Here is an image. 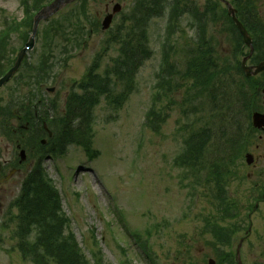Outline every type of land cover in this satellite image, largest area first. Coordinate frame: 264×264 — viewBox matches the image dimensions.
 <instances>
[{
    "label": "rangeland",
    "instance_id": "1",
    "mask_svg": "<svg viewBox=\"0 0 264 264\" xmlns=\"http://www.w3.org/2000/svg\"><path fill=\"white\" fill-rule=\"evenodd\" d=\"M22 1L0 0V33L6 23H21L25 18ZM51 2L45 0V6ZM85 2L87 7L81 1L66 7L53 19L62 21L73 12L85 8L87 18H81L86 30L84 35L79 34L84 41L81 48H74L75 42L67 46L68 52L73 53L67 65H60L64 57L60 54L65 51L67 43L54 42L53 48L56 45L59 48L53 49L55 59L49 81L42 88H30L32 91L38 89L40 99L49 100L44 109L48 118L62 122L64 115L69 116L73 94H83L79 85L98 57L101 59L100 75L106 68L115 67L122 45L115 44V38L120 34L125 36L134 29L131 34L134 43L139 47L146 45L152 52L151 57L138 70L133 86L127 80L118 84L115 92L104 96L94 109L89 151L79 144H73L60 154L30 155L21 173L15 175L14 183L21 184L32 162L36 165L41 163L48 179L60 194L71 231L91 263L94 262L93 253H101L104 264H208L209 260L216 261L210 247L215 235L209 233L216 231V237H219V229L226 238L229 231H238L234 225L244 220L239 206L246 208L249 204L239 199L236 184L231 181L235 174L229 161L234 149L225 147L224 138L233 133V119L229 110L222 108L227 106L233 111L246 106L244 100L247 101L249 95L243 87H236L234 91L226 78L222 40L217 37L211 40L217 47L213 60L206 49L200 51L202 54L197 53V39L184 38L177 34V29L166 28L168 23L165 20H152L147 28L148 40H145L144 28L135 26L139 0ZM116 4L122 6V11L115 15L112 27L103 31L102 23L108 14L113 13ZM90 21L97 23L98 27L92 28ZM48 23L40 25L39 33ZM30 32L21 29L19 34L15 33L11 47L17 51L22 48L26 43L25 35L29 37ZM43 34L41 38L37 37L34 51L28 54L32 66L38 63L43 51ZM50 35L52 32L49 38ZM8 38L0 40V49L7 45ZM213 64L215 67H212ZM200 66L212 82L206 86L202 81V86L200 84L194 88L195 79L190 76L198 78L201 73L197 74L196 67ZM25 68L23 65L14 80L1 89L0 108H4L11 98L27 99L26 93L17 94L21 88H26L23 85ZM172 69L176 72L171 73ZM5 70L2 67L0 75ZM236 73V80L239 81L240 72ZM169 82L172 89H168ZM49 88L55 89L51 95L46 91ZM160 89L161 95L156 96ZM53 104L55 107L51 108ZM17 107L20 108V105ZM47 108L51 110L47 111ZM153 108H163L166 116L157 132L153 126L157 127L161 121L154 125L147 122ZM74 118L72 116L69 121ZM21 125L28 127L15 118L0 124L1 166L20 153L12 143L15 137H11V129ZM48 127L54 131V125ZM3 128H6L5 134ZM191 136L197 139L194 142L196 149L202 147L197 158L192 159L195 167H191V161H188L190 167L183 161L176 163V159L184 155L183 151L185 153V138ZM30 139L31 135H25L28 147H32ZM11 170L12 167H5V176ZM213 178L221 181L220 187L223 186L229 199L225 202L230 210L229 217L216 213V205L221 207L222 199L218 198L219 193H214ZM18 196L19 189H12L11 201ZM257 224L259 226L261 221ZM15 228L0 229V264H31L18 251ZM242 236L244 233L235 236L232 245H237ZM96 241L99 242L97 248ZM250 258L256 261L255 255L252 254ZM245 262L250 263V260Z\"/></svg>",
    "mask_w": 264,
    "mask_h": 264
},
{
    "label": "flooded vegetation",
    "instance_id": "2",
    "mask_svg": "<svg viewBox=\"0 0 264 264\" xmlns=\"http://www.w3.org/2000/svg\"><path fill=\"white\" fill-rule=\"evenodd\" d=\"M145 5L147 8L151 6L164 8L166 17L175 20L177 34L185 38L206 39L210 45H214L211 42L214 37L221 39L226 78L233 86L243 87L249 95V99L244 100L247 102L246 106L236 108L229 114L233 119L232 136L235 138L231 148L234 150L229 161V166H232L235 174L231 181L236 184L239 199L248 201L249 204L246 208L239 206L244 220L234 225V229L237 228L238 231L226 233L224 241L213 236L210 247L217 260H209L208 264H245L247 259L252 264H264V0H145ZM233 18L238 20L241 29ZM221 23V26L215 27ZM242 31L248 35L251 42H247ZM14 35L15 33L3 34L4 38L9 36L7 45L0 49V70L2 67L5 68V73L14 67L22 50L19 48L17 51L11 47L14 44L12 42ZM23 65L26 66V79L23 85L27 87L24 90L21 88L17 94L26 93L27 99L18 100L14 97L10 101L26 102L27 108L19 110L17 117L28 127L21 125L11 130L18 152L26 151L28 159L29 153L38 156V145L48 146L53 134L47 126V117L41 110L43 103L48 100L40 99L36 90L32 91L28 87L32 85L36 76L29 57ZM259 67H263V70L253 75ZM246 68L250 69V75L246 73ZM237 71L240 72L239 81L236 80ZM36 101L37 104L34 103ZM31 104L33 105L30 107ZM25 135L29 137L31 135L32 147L25 143ZM21 142L25 144H20ZM24 165L25 163H21L20 154L12 161L0 165L1 230L12 225L9 208L12 202V189L18 186V182L14 183L13 179L17 173H21ZM8 166L12 167V170L5 176V167ZM229 174L232 175L231 172ZM226 212L229 214L230 210ZM258 221H261L259 226ZM243 233L244 236L239 239L238 244L232 245V239ZM209 234L213 235L212 232ZM252 254L256 256L254 262L250 258Z\"/></svg>",
    "mask_w": 264,
    "mask_h": 264
},
{
    "label": "trees",
    "instance_id": "3",
    "mask_svg": "<svg viewBox=\"0 0 264 264\" xmlns=\"http://www.w3.org/2000/svg\"><path fill=\"white\" fill-rule=\"evenodd\" d=\"M85 1L82 0L84 7H87ZM22 6L24 8L25 18L21 23H13V26L19 25L22 30L26 32L31 31L33 27V19L36 13H38L44 6L45 0H23ZM83 10L75 11L69 17L64 18L62 21H52L45 25L44 30L39 33L38 37L41 38L43 34V40L45 45L42 48L43 51L39 57V81L38 83H46L49 80L50 71L53 67V61L55 59L54 50L58 49L59 45L54 46V42L58 40L67 43L65 51L60 55L63 60L61 64L67 65L70 56L73 52H68L67 46L73 44L74 48L77 46L81 48L84 41L79 34L84 35L86 27L82 24V18H87L85 8ZM158 11H150L147 13L143 11L142 2L139 3L138 10L135 14L136 23L135 26L144 28V38L147 39V28L154 18L158 17ZM74 17V19H72ZM139 18V19H138ZM92 28L98 27L97 23L90 21ZM9 25L7 24L6 28ZM132 31L127 35L117 36L115 38V44L121 45V56L115 61L114 68H106L103 75L98 73L100 68V57L94 62V66L90 69L87 76L80 83L79 87L82 90V95H74L72 97V105L69 108V116L64 118L62 122L58 120L55 128V136L52 140V149L54 154L63 153L68 146L73 144H79L85 150H90V145L93 136V111L100 104V100L109 94L115 92V87L124 81H130L129 85L133 86L135 82V76L138 70L141 68L143 62L151 57L152 52L147 49L145 42L143 47H139L134 43L131 36ZM146 31V34H145ZM52 32V35L49 33ZM27 34V33H26ZM28 36V35H27ZM77 37V39H76ZM80 37V38H79ZM128 37V39H127ZM28 37L25 35V40ZM82 41V43H81ZM165 48V46H164ZM168 57V56H167ZM53 58V59H52ZM167 60V59H166ZM198 78L190 76L195 79L194 88L201 84L202 81L208 86L212 79L208 76L207 72H202V67H196ZM171 73L176 72L175 69L170 70ZM47 78H44L46 77ZM113 77L115 83L113 82ZM205 78V80H203ZM197 79V80H196ZM178 84V81H176ZM165 85H163L164 87ZM162 87V88H163ZM168 89H172V84L169 82ZM161 89L159 94L161 95ZM10 103H6L4 108H0V112L6 111V116L0 119V124L6 121H10L13 115L12 107ZM71 109V110H70ZM71 112V113H70ZM75 116L73 121H69V118ZM164 109L157 110L153 108L151 113L147 117V122L154 125L157 121V127L155 132L159 131L161 125L165 121ZM80 119V120H79ZM195 136L188 137L185 141V153L183 156L177 159L176 163L183 161L190 167L196 165L192 164V159H196L198 152H201L202 147L196 149L194 145ZM212 182L217 187L219 194H224L221 190V181L218 178H213ZM15 206L18 209V216L16 219L15 238L17 239L18 251L23 255L26 261L31 264H104L101 253H93L94 262L91 263L81 251V248L77 242L76 236L71 231L70 220L66 217L62 209L61 197L57 189L53 186V182L48 179L47 174L42 169L41 165L37 166L26 178L22 186L20 197L16 200ZM227 208V207H225ZM220 216L225 217L223 213ZM99 242L96 241V247Z\"/></svg>",
    "mask_w": 264,
    "mask_h": 264
},
{
    "label": "water",
    "instance_id": "4",
    "mask_svg": "<svg viewBox=\"0 0 264 264\" xmlns=\"http://www.w3.org/2000/svg\"><path fill=\"white\" fill-rule=\"evenodd\" d=\"M77 1H79V0H56L50 6L44 8L43 10H41L37 14V16L34 19V27H33L32 35L29 39V42L27 43V47L22 51L14 69H12L3 79L0 80V89L19 70L21 63H22V61L26 55V51L34 48L35 38H36V34H37L38 27H39L40 23L43 21L49 20L51 17H53L54 15L59 13L61 10L66 8L68 5H70L74 2H77ZM120 11H121V7L118 5V6H116V8L114 10V14H117ZM112 20H113V15H110L105 19V21L103 23V29L104 30H107L110 28V26L112 24Z\"/></svg>",
    "mask_w": 264,
    "mask_h": 264
}]
</instances>
